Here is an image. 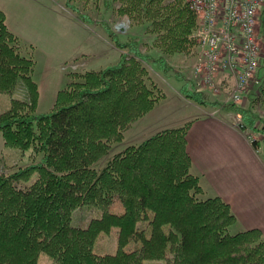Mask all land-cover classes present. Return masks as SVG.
<instances>
[{"label": "trees", "instance_id": "1", "mask_svg": "<svg viewBox=\"0 0 264 264\" xmlns=\"http://www.w3.org/2000/svg\"><path fill=\"white\" fill-rule=\"evenodd\" d=\"M146 1L128 0L121 13L136 20L138 4ZM162 1L148 0L145 12L163 51L178 53L190 41L196 16L184 0L166 7ZM115 42L123 51L131 47L134 57L123 54L103 70L71 73L52 111L36 114L34 61L21 53L0 10V91L11 92L22 80L28 92L27 102L13 100L0 114V133L6 147L41 156L39 163L0 173V264H38L42 253L56 264H264L261 231L233 232L237 218L230 205L220 197L201 198L199 178L190 172L189 124L156 132L103 162L112 143L164 97L142 62L148 59ZM187 88L186 96L203 103V94ZM259 93L264 105V80ZM240 114L242 128L256 131L251 112ZM260 131L264 135V124ZM34 175L29 186H20ZM116 200L121 213L110 210ZM83 206L100 215L79 227L73 213ZM143 223L147 232L138 228ZM113 229L122 246L140 245L119 255L97 252L99 236Z\"/></svg>", "mask_w": 264, "mask_h": 264}, {"label": "rangeland", "instance_id": "2", "mask_svg": "<svg viewBox=\"0 0 264 264\" xmlns=\"http://www.w3.org/2000/svg\"><path fill=\"white\" fill-rule=\"evenodd\" d=\"M174 1L178 0H163L161 6L166 7ZM147 3L148 0L141 5L138 4L137 19L132 20L129 14L121 13V10L130 7L128 0H70L68 4L66 0H0V10L5 13L8 26L20 41L21 53L30 55L34 61L32 79L39 88L36 114L52 111L58 92L69 82L68 76L71 73L103 70L116 65L123 54L133 58L131 47L125 48L124 51L120 50L115 42L118 41L134 46L144 58L148 59L142 62L149 72L152 83L164 97L155 104L149 114L133 122L123 132L121 142L112 143L111 150L103 158V162L128 146L140 144L166 127V129H178L184 126L183 122L195 118L199 113L206 116L208 113H215L216 117L244 135L255 155L264 165V135L260 131L264 124V105L259 93L264 80V9L257 18L261 55L259 69L253 75L248 90L246 89L247 91L241 95L238 103L228 102L224 105L233 82L229 74L220 72L215 79L219 96L215 98L205 96L203 103L200 104L183 92V88L187 86L191 94L197 93L195 85L189 81V75L192 74L201 52L195 39L197 19L185 49L178 53L167 54L160 46L162 43L160 33L154 32L152 20L145 12ZM71 56L74 58L72 59ZM188 81L191 83L190 88ZM13 100L23 102L28 100L27 88L22 80L18 81L11 92L0 91V114L10 108ZM241 110L251 112L256 131L249 126L242 128L244 121L240 114ZM254 143L257 145L256 148L253 147ZM40 161L41 156H35L32 151L23 153L21 150L6 147L0 133V173L8 175ZM98 165L101 167L103 164ZM190 172L194 175L191 169ZM35 177L36 175L20 186H29ZM256 178L257 176L255 181ZM203 190L208 195L203 192L202 199L210 198V193L214 194L208 185L206 190L205 188ZM250 191L252 194L257 191L256 196L260 194L261 198L264 197V181ZM261 208L264 209L262 203ZM110 210L121 213L123 206L116 200ZM231 210L234 213L232 208ZM262 213L264 210L254 213L241 212L239 217L234 213L237 223L232 231L250 229L252 225L248 224L261 221ZM99 215V210L83 206L73 213V224L86 227L92 218ZM147 225L143 223L138 228L147 232ZM139 245L131 241L127 242L126 246H122L118 229H113L110 233L99 236L95 250L101 253L121 254L123 250L130 251ZM38 264H56V262L42 253ZM143 264H167V262L147 260Z\"/></svg>", "mask_w": 264, "mask_h": 264}, {"label": "built area", "instance_id": "3", "mask_svg": "<svg viewBox=\"0 0 264 264\" xmlns=\"http://www.w3.org/2000/svg\"><path fill=\"white\" fill-rule=\"evenodd\" d=\"M186 2L197 19L195 39L201 48L189 81L195 85L197 93L215 98L219 96L216 75L225 72L233 84L224 105L238 103L259 69L257 18L264 9V0Z\"/></svg>", "mask_w": 264, "mask_h": 264}, {"label": "crops", "instance_id": "4", "mask_svg": "<svg viewBox=\"0 0 264 264\" xmlns=\"http://www.w3.org/2000/svg\"><path fill=\"white\" fill-rule=\"evenodd\" d=\"M7 27L12 32L8 24ZM183 123L189 124L187 152L191 170L199 178L202 189L206 190L208 185L214 193H210L211 197L218 196L229 203L237 217L241 212L264 210L261 208L264 197L256 196L258 189L253 194L250 191L264 181V165L244 135L211 113L207 116L199 113ZM260 216L261 221L248 225H252L250 229H260L264 235V213Z\"/></svg>", "mask_w": 264, "mask_h": 264}]
</instances>
